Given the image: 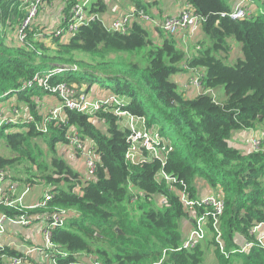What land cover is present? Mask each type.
<instances>
[{
  "label": "trees",
  "instance_id": "obj_1",
  "mask_svg": "<svg viewBox=\"0 0 264 264\" xmlns=\"http://www.w3.org/2000/svg\"><path fill=\"white\" fill-rule=\"evenodd\" d=\"M32 1L0 2V100H17L14 107L23 105L25 116L35 119L30 124L23 119L0 127V139L13 154L0 156V173L18 183L19 174L11 172L27 164L32 168L25 183H42L53 197L46 210L20 212L0 205V214L18 218L28 213L33 218L55 209L75 213L65 226L53 230L55 247L49 256L57 264H74L85 256L101 264H206L203 243L181 250L182 221L193 228L183 194L191 200L209 197L199 196L196 180L200 178L225 200L221 235L230 258L220 253L214 241L217 264H232L234 258L242 264H264V249L257 245L233 254L239 248L236 235L247 240L250 230L264 223V142L260 152L241 151L230 144L236 131L255 129L258 124L264 127V0H254L263 5L257 15L237 21L229 17L233 8L227 0H185L204 19L200 27L210 42L206 47L202 41L200 48L189 53L161 29L156 30L159 40L154 39L149 27L139 22L123 34L109 31L99 20L81 26L67 42L44 30L40 16L25 42H20L18 26ZM132 2L135 9L152 16L149 4ZM106 11L102 0L91 4L92 13ZM232 39L242 45L244 54L233 65L228 63ZM58 67L64 72L48 80L50 87L62 82L85 84L87 89L82 90L87 92L99 84L122 99L123 111L144 119L147 130L158 128L162 145L173 150L162 158L144 151V163H130L132 131L122 125L116 107H106L95 116L67 110L68 126L55 121L47 132L39 131L47 112L41 113L35 97L50 95L59 102L60 98L37 82L24 92L18 90ZM198 69L205 74V88L223 87L226 100L212 94L190 99L179 92L173 77ZM71 128L94 146L97 171L93 179L77 172L60 152L61 146L68 147L66 135ZM168 137L176 141L169 143ZM39 143L49 148L50 163ZM163 173L177 179L173 190ZM157 196L162 198L160 206ZM22 256L5 246L0 250V264Z\"/></svg>",
  "mask_w": 264,
  "mask_h": 264
},
{
  "label": "built area",
  "instance_id": "obj_2",
  "mask_svg": "<svg viewBox=\"0 0 264 264\" xmlns=\"http://www.w3.org/2000/svg\"><path fill=\"white\" fill-rule=\"evenodd\" d=\"M48 0H33L30 2L27 8V16L21 25L18 26L17 37L20 42H25L28 38L29 30L32 29L38 18L41 16L43 6ZM72 5L66 13L63 14L58 28L52 32L54 37L60 38L65 41H69L72 36L79 30L81 26L90 25L93 22L101 20L99 14L91 12V0H85L82 4L74 2V0H67ZM254 0H240L237 5L229 13V17L234 20H243L251 18L253 16L249 9L250 3ZM263 6V5H262ZM263 8H261L262 10ZM264 11V9H263ZM139 22L152 28L154 30L161 29L167 36H173L178 43L182 45L189 53V46L187 39L188 33L194 31L200 27L204 19L197 15L190 5H186L180 13L167 16L164 19H158L146 14L142 10L134 9L124 16L117 18L113 23L108 26L104 25L109 31L120 32L126 34L130 31L131 26ZM64 72L60 67L55 68L45 78L36 77L34 81L25 83L18 91L24 92L27 88L33 86L34 82H37L40 86L45 87L52 94L57 95L60 98V105L47 111L44 121L38 126L39 131L47 132L51 123L57 121L68 126L65 113L67 110L76 111L80 113H86L90 116H95L100 110L106 107H116V115L120 119L128 118L130 120L129 128L132 131L129 141L131 147L128 151L127 158L132 164H142L146 161L144 151L148 152L151 157L162 158L165 152L172 151L173 147L170 145H162L163 139L160 138L158 131L156 133L145 131L139 132L136 129V122L138 120L145 124L144 119L135 118L131 114L122 110L123 101L120 97L112 95L106 99H94L86 94L80 87L71 85L66 82L59 83L54 87H50L48 80L52 77L62 75ZM191 74L180 86L182 94L186 95L190 92H195L198 95L212 94L213 90L205 88V74L202 70H190ZM6 96V95H5ZM213 97H215L213 95ZM25 119L26 123L35 122L34 117L24 116L23 110L16 107L13 109L12 114L6 118L0 116V127L5 123L17 124L19 121ZM66 139L68 141V147L72 151H77L81 154V157L85 160L87 167V178L93 179L97 171V155L94 150V146H87L82 140L80 133L71 128L68 130ZM263 142L255 136L250 138L251 152H260L263 150ZM165 180L169 183L171 190L174 189V183L177 182L176 178L170 177L165 173L161 174ZM32 186H25L20 192L19 183L10 182L5 172L0 173V205L13 208L20 212L33 211L37 209H48V203L52 200V194L45 191V195L42 199L34 205L27 204L25 202L26 197L32 193ZM182 202L186 209L190 213L191 222L193 228L187 239L184 241L181 250H191L198 245L207 241L210 234L214 241L218 245L220 253L225 258H230V253L227 251L226 244L221 235V221L225 210V200L223 197L211 195L206 198L191 200L186 194L182 196ZM70 216V211L55 209L53 212H48L43 216L44 228L43 239L44 249L40 247H34L23 253L22 257L9 258L7 264H27L31 255L45 250L49 254L54 249L52 242L53 230L58 227L66 225ZM7 224H11L17 227H24L33 230L36 226L35 220L28 215L23 214L18 218H11L6 214H1L0 217V236L7 233ZM257 245L264 249V223L255 225L249 232V239L245 240V244L240 248L233 251V254H243ZM5 245L0 239V250L4 249ZM160 262L159 264H161ZM50 264H57L56 260L52 259ZM74 264H101L98 260H86L79 261Z\"/></svg>",
  "mask_w": 264,
  "mask_h": 264
},
{
  "label": "crops",
  "instance_id": "obj_3",
  "mask_svg": "<svg viewBox=\"0 0 264 264\" xmlns=\"http://www.w3.org/2000/svg\"><path fill=\"white\" fill-rule=\"evenodd\" d=\"M83 1H85V0H83ZM142 1H144L146 4H149L148 8H149L150 13L152 14L153 17L158 18V19H164L167 16L176 15V14L180 13L181 10L187 5L185 0H164V6H161L159 4V0H142ZM239 1L240 0H231V3H230L231 7L234 8ZM94 2H95L94 0H91L90 3L93 4ZM102 2L106 4L107 11L103 14H99V16L101 17V20L105 24H107L108 26H110L113 23V21L116 20L117 18L124 16L125 14L131 12L132 10H134L136 8L134 3L132 2V0H102ZM67 5H68L67 0H48L45 3V5L43 6V10L41 12V20H40L41 24H42V17L45 16L46 17L45 21L50 20L53 23V25H54L53 32H54L60 24L61 18L64 14L63 10L66 8ZM152 7H154L153 11H152ZM58 8L60 9L59 13L57 11ZM43 13H44V15H43ZM200 29H201V27H198L194 31L189 32L188 36H186L187 38H184L185 41L187 39L190 52L194 51L197 47L200 48L202 46L201 45L202 41L198 40V38H197L198 37L197 34L200 31ZM149 30L152 32L153 37L158 36V33L156 32V30H154L152 28H149ZM230 44L232 46L231 40H230ZM230 54L231 55H230L229 59H232V53L230 52ZM190 74H191V72L189 70L187 73L174 76L173 80H174V82L177 83V85L182 86L184 84V82L187 80V78L190 76ZM85 89H87V88H85ZM215 92H217V90L213 91V95L215 94ZM85 93L94 99L95 98L96 99H106V98L111 97L113 95L111 93V91H108L106 88H102V87L96 86V85L89 88V90H87V92H85ZM46 96H49V98H53L55 100V103H53V105H50L51 107L48 110L55 108V107H58L60 105V102L55 97L50 96V95H46ZM185 96L187 98L193 99V98L197 97V94L195 92H190V93L186 94ZM9 103H11V101L8 102L7 105ZM13 105H11V107ZM46 112L47 111H45V113ZM123 120L124 121H123L122 125H125V126L130 125V120L128 118H124ZM97 122H98L99 126L101 128H103V130L106 129V126L104 125L103 122H100L98 119H97ZM136 129L139 132H145V131L152 132L154 130V129L147 130L146 125L145 124L143 125L142 121H140V120H138L136 122ZM252 136H254V135L250 134L249 138H251ZM86 144L88 146L93 145L90 142H87ZM249 146H250V139H249ZM60 151H62V153L67 154V156H70L72 158L76 156L74 151L70 150L69 147H66V146H61ZM79 165H84L83 166V173H81V172L80 173L82 175H84V174L87 175V167H86L85 160L80 156H79ZM196 186L198 188L199 196L206 197V196L214 195V191L207 185L206 182H202L200 180H197ZM201 187L203 190L202 193H200ZM44 195H45L44 188L43 187H36V189L34 188L32 190V193H30L26 197L25 202L27 204H33V203H31L32 201L39 202ZM0 217H1V214H0ZM33 219L36 222L35 223L36 226L33 230H30L29 228L17 227V226H13L11 224H7V233L3 236H0L2 243L5 246H9V247H12V248L20 251L21 253H25L27 250H29L30 248H34V247H43V249H44L43 228H44L45 224H44L43 216L33 217ZM190 230H191V225L187 221H183L182 233L184 236V240L187 239V237L190 233ZM22 240L25 241L26 243H23ZM241 240H242V245H244L245 244V238L241 237ZM238 245L242 246L240 242H238ZM49 255L50 254L48 252H46L45 250L37 252V253L31 255L30 260H32V262L30 263V261H29V263H27V264H50L51 258ZM205 261H206V258H205Z\"/></svg>",
  "mask_w": 264,
  "mask_h": 264
},
{
  "label": "rangeland",
  "instance_id": "obj_4",
  "mask_svg": "<svg viewBox=\"0 0 264 264\" xmlns=\"http://www.w3.org/2000/svg\"><path fill=\"white\" fill-rule=\"evenodd\" d=\"M94 1H97V0H94ZM228 1H229V3H231V0H228ZM74 2L82 4L83 0H74ZM70 3L71 2H68V5L66 7H69ZM159 4L161 6H164V0H159ZM260 8H262V3H260V2H252L249 5V9L252 12V14H256L257 15L259 10H260ZM153 10H154V7H152V11ZM57 11L59 13L60 9L58 8ZM64 13H66V12H64ZM43 15H44V13H43ZM45 18H46L45 16L42 17V26H43L44 30L48 31L49 33H52L53 30H54V25H53V23L50 20L45 21L46 20ZM147 28H148V26H147ZM197 36H198L197 37L198 40L203 41V45H205L206 47L209 46L210 42L208 41V38L206 37V35H205V33L203 32L202 29H200V31L198 32ZM11 38L12 37L10 36V39ZM154 39L159 40V33H158L157 37H154ZM231 42H232V50H231L232 59H229L228 63L233 65L236 61H238V59H240V58L243 59L244 58V54H243V51H242V45L240 43H238L234 39H232ZM80 57L85 59V60H89V57L86 56V55L81 54ZM74 85L80 87L81 89H85L86 88L85 84H83L82 87L79 86V84H74ZM95 85L96 86H100L99 84H95ZM178 89L180 91V86L179 85H178ZM214 95H215V97L218 100H221V101L226 100L225 89L223 87L218 88L217 92H215ZM35 99H36L35 102H37L41 113L45 112V111H48V109L51 107L50 105H53V103H55V100L53 98H49V96H46V95H38V96L35 97ZM7 103H8V101L0 100V107H1L0 108L1 109L0 110V116H2V118H6L7 116H10L12 114L13 109L16 108L14 106H15L16 103H18V101L17 100H15L13 102L11 101V103H9L8 105H7ZM11 105H13V106L11 107ZM18 106H20L18 108L23 110V115L24 116L27 115L26 114V108L23 107V105H18ZM157 131H158V128H154L153 132L156 133ZM250 134L254 135L255 137H258L262 142H264V127H263L262 124H258L255 129H247V130L236 131L233 134V136H232V138L230 140L231 146L235 147V148H237V149H239L241 151L250 152V150H251V148L249 146ZM167 140L169 141V143H174L176 141L175 139L170 138V137H168ZM39 144H40L41 148L44 149L45 160L48 163H50L51 153L49 151V148L43 143H39ZM60 152L62 153V151H60ZM63 155H64L63 156L64 159L72 167H74V169L77 172L83 173V166L84 165H79V157L77 155L75 157H73V158L70 157V156H67V154H63ZM0 156H2V157H13V154H12L10 148L7 146L6 141L4 139H0ZM30 168H32V167H30L29 165L23 163V164L19 165L17 168H15L14 171L11 172L13 175H15V174L18 175L19 174L17 177L20 178V180H18V179L17 180L19 181L18 183H19L20 192L22 191V188H24L25 186H32L33 189L34 188L36 189V187H43L42 183L41 184H39V183H37V184L33 183L32 184L31 183V185H28L29 183H25V181L28 180V177H31V174H28V172L30 171ZM36 173L37 172H35V174ZM84 176L87 177V175H85V174H84ZM197 180L205 182L203 179H200V178H197ZM197 180H196V182H197ZM202 192H203V190H202V187H201L200 193H202ZM214 195L215 196H219V197H223V195H222V193L220 191L214 192ZM161 200H162V198L160 196L156 197L157 205L160 206ZM31 203H33L31 205H34L35 203H37V201H32ZM70 216H71V218H73L74 216H77V215L75 213L72 214V212H70ZM182 223H183V221H182ZM236 238H237L236 242L237 243L240 242L241 245H242L241 236L237 234ZM213 242H214V240H213L212 234H210L209 237L207 238V241H205L201 245V247L203 248V250L205 252L206 264H217V258L215 256V246H214ZM23 243H26V242L23 241ZM240 247L241 246H239V248ZM40 248H43V247H40ZM90 259L93 260L92 258H89V257H86V256L80 258L81 261H86V260H90ZM31 262H32V260L30 261V263ZM232 264H242V263H241L240 259L234 258L233 261H232Z\"/></svg>",
  "mask_w": 264,
  "mask_h": 264
},
{
  "label": "water",
  "instance_id": "obj_5",
  "mask_svg": "<svg viewBox=\"0 0 264 264\" xmlns=\"http://www.w3.org/2000/svg\"><path fill=\"white\" fill-rule=\"evenodd\" d=\"M1 1H2V0H0V2H1ZM118 232L121 234V231L118 230Z\"/></svg>",
  "mask_w": 264,
  "mask_h": 264
}]
</instances>
